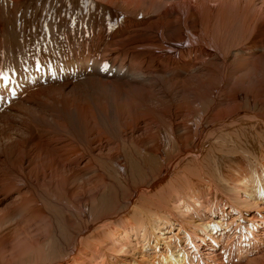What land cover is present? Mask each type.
I'll return each instance as SVG.
<instances>
[{
  "label": "bare ground",
  "instance_id": "obj_1",
  "mask_svg": "<svg viewBox=\"0 0 264 264\" xmlns=\"http://www.w3.org/2000/svg\"><path fill=\"white\" fill-rule=\"evenodd\" d=\"M0 56V264H264V0H0Z\"/></svg>",
  "mask_w": 264,
  "mask_h": 264
},
{
  "label": "rangeland",
  "instance_id": "obj_2",
  "mask_svg": "<svg viewBox=\"0 0 264 264\" xmlns=\"http://www.w3.org/2000/svg\"><path fill=\"white\" fill-rule=\"evenodd\" d=\"M44 10H46V9H42V11H44ZM127 29H128V27H122L121 29H119L117 34H119L120 31L127 30ZM22 34H15V39H14L13 42H18V40L20 39V36ZM112 40L113 39H109V42H111ZM39 41H44V40H35V41H33L32 43H30L28 45L27 48L32 50L33 54L32 55H24V56H22L21 57V61H22L23 64H30L29 61H28L29 57H38V56L49 57V56H56L57 53H58L60 58H63V59H59V60H64L65 62L68 63V60H69L70 57H72L75 54H79L81 52V50L83 49V47L86 44H88L86 42H82L81 44H79L78 46L75 47L74 44H72L70 42V46L60 47L56 40H54V41H44L43 44L40 43ZM109 45H111V44L109 43ZM23 46L24 45H21V46L18 45V47H17L16 45H13L15 51L18 48H21ZM105 47H107V45ZM94 51H95V49L92 48L90 54H93ZM112 54H114V55L112 57H110V58H112V62L115 63V61H117V58L115 57L116 54L115 53H112ZM19 57H17L14 60V59H8V58H1V56H0V63H1V61H4V62H6L9 65H13L12 62L16 61ZM106 58L107 57H105V59ZM123 59L121 61H123ZM119 61L120 60H118V62ZM118 62H116V63H118ZM127 63H128V67H130V68L131 67H136V74H138V76H140V78H145V79L149 78V76L143 75V72L145 70H147V67L145 65H142L140 67V65L138 64V61L133 63V61L130 60V59H128L126 61V64ZM120 65L123 66V67H126L123 64H120ZM154 66H148V68L153 69V68H155ZM139 68H140V70H138ZM10 69H14V68H10ZM110 70H111V67L109 68V71ZM116 70L120 72L119 73V72L114 71V72H116V74H124V71H122L121 69H116ZM123 70H125V69H123ZM248 105H250L249 102H248ZM250 109L252 111H254L255 113H257V114L264 113V107H261V105H256L255 107L250 106ZM246 130L247 129H245L244 131H246ZM244 131L242 132V134L241 133L240 134L236 133L237 137H239L237 143H238L239 147H241L244 150V156L259 155L261 148L262 149L264 148V130L261 131L260 134L257 135L258 138H256V135H254L252 130H249V131H246V132H244ZM231 154L233 155V153H231ZM231 154H227L226 157H228V158L230 157L231 158V156H232ZM234 156H236V155L234 154ZM239 156H241V155H239ZM139 157H137L138 160H135L136 162L130 161V163H131L130 165L131 166H130V170L128 172L130 181L131 182L133 181L132 183H135V184L138 183V182H143L142 180H147L146 177H147L148 174H146V173L148 171H154L153 169H155V167L151 168V164L148 162L147 158L140 159ZM209 160H210V161H208L209 167L211 166V168H214L213 170L216 171V169H215L216 164L213 162V159H211L209 157ZM220 161H222V159ZM226 164H227L226 161H224V163H220L219 162V167L220 168H226L225 167ZM112 174H114V173H112ZM123 188H122V190L121 189L120 190L116 189L115 194L114 193H107L106 196H104L103 198L100 199L97 209L95 207V208L91 209V212L95 211L96 213L100 214V213L109 212V211H111V209L114 210V209H117V208L121 207L123 205V202H124L125 198H126L125 192L127 190L126 186H123ZM65 238H67V237H65ZM226 240H227L226 238L225 239L223 238L221 240L222 241V244L220 245L221 247H224L225 244H227ZM57 244L53 243V245L48 247L47 250H45L44 252L34 254V256H32L33 258L29 259V261H26L24 264H33V263H36V261L40 262V263L41 262L44 263L45 261L57 258L58 255H61L62 250L63 251L65 250L64 249L65 247L63 246V243L61 244L58 241ZM211 245H213V244H211Z\"/></svg>",
  "mask_w": 264,
  "mask_h": 264
}]
</instances>
